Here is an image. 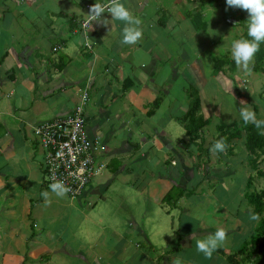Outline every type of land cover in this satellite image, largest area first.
<instances>
[{
    "label": "crops",
    "instance_id": "obj_1",
    "mask_svg": "<svg viewBox=\"0 0 264 264\" xmlns=\"http://www.w3.org/2000/svg\"><path fill=\"white\" fill-rule=\"evenodd\" d=\"M6 2L15 6L13 14ZM33 2L20 0L19 6L9 0L0 2V263L174 264L179 259L181 264H230L222 255L230 254L229 243L225 242L207 258L194 250L196 240L191 239L192 234L203 238L223 227L228 233L227 240L230 235L232 240L234 234L251 232L254 228L237 219L228 224L227 200L218 201L208 189L210 183L225 177L218 173H223V169L216 165L213 155L204 172L197 171L198 155L189 151L185 155L182 146L174 144L179 138L175 136L177 130L172 119L186 112L187 107L181 109L180 103L181 98H186L174 97L164 88L180 85L179 80H184L187 87L197 90L201 114L203 91L224 97L226 90H236L232 95L239 103L230 100L235 103L231 105L234 112L242 107L241 101L247 100L241 88L248 81L246 76L238 75L237 66L234 72L218 75L222 77L218 80L213 74L214 56H207L203 50L198 52L190 36H186V42L181 41L183 34H180L187 29L191 15L188 10L181 15L177 6L194 5L193 10L198 12L193 17L194 28L204 32L207 25L202 20L206 12L202 0L200 6L196 0H121L142 22V39L134 45L121 43L125 24L111 19L108 13L102 14L108 24L94 23L92 29L85 31L89 37L85 42L80 30L83 14H87L85 6L106 0H44L43 12L37 9V0L34 5ZM24 10L32 14L35 10L41 15L26 19ZM174 10L178 15L173 14ZM234 11L238 14L234 17L237 22L241 18L247 21L246 11L237 8ZM241 34L235 35L234 40ZM226 53L232 59L230 49ZM201 57L206 58L204 63L199 61ZM180 60L185 65L183 70L179 68ZM249 89L253 95L252 86ZM84 91L88 94L84 107L87 131L90 137L102 142L100 160L105 169L80 197H58L44 181L45 151L34 137L33 127L70 114ZM206 101L209 113L214 111L215 117H221L219 109L223 103L212 106ZM255 114L257 117L258 113ZM134 123L146 132V138L133 143L135 133L129 127ZM112 174H117L115 179L123 175L125 183L139 184L136 193L154 199L155 207L151 213L147 208L148 214L141 224L133 214L127 216L132 221L126 225L113 216L122 207L112 210L111 201L103 194L109 189ZM198 174L204 176L200 184L194 183ZM209 178L210 181H205ZM245 185L242 182L238 195ZM172 188L188 191L176 206L162 202ZM46 191L50 203L42 195ZM192 198L199 205L183 211L185 235L174 236L175 216L170 210L180 209L182 200L193 204ZM87 203L93 210L98 208L96 215L89 216L82 207ZM238 208L232 211L236 217ZM200 209L204 210V217ZM248 212L244 209V214ZM162 213L171 218L168 229ZM173 243H177L181 252L172 253L176 247L164 251L165 246ZM190 250L195 252L191 257Z\"/></svg>",
    "mask_w": 264,
    "mask_h": 264
},
{
    "label": "rangeland",
    "instance_id": "obj_2",
    "mask_svg": "<svg viewBox=\"0 0 264 264\" xmlns=\"http://www.w3.org/2000/svg\"><path fill=\"white\" fill-rule=\"evenodd\" d=\"M1 1H6V0H0V2ZM9 1L17 2L18 5L15 4L16 6L20 5L19 4L20 0H9ZM170 1L172 0H166V2H170ZM200 1L201 0H196V3L198 6L201 5ZM202 2H203V5L205 6L204 10L206 11L205 17L204 18L202 17V20L207 25V29L204 30V32L196 31L194 28L195 19H193V17L195 16L196 13H198L196 10H193L194 5H190V6L186 5L183 7H181L180 5L177 6V9L181 15H186L187 10L189 11L191 15L190 21L186 25L188 26L187 29L184 28L183 33L180 34V35L183 34L181 41L186 42V36H190L192 38V43L197 47L198 52L204 51V53H206L207 56H214V57H226L227 56L228 59H231L226 52L227 50L230 49V44L234 40L235 35L237 36V34H241L244 28L241 27L240 25L239 26L237 25V27H231V25L225 22V17L230 16V15H232V17H238V14L234 11V8H230L226 5V0H202ZM43 3H44V0H37L36 2L37 9H39V11L41 12L45 11V7H44L45 5H43ZM34 4H35V0L33 2V5ZM220 4H222L223 6ZM6 5H7V8L10 10V13L13 14V10L15 6L8 5V2H6ZM16 11L18 10L16 9ZM37 12L38 11L34 10L32 14L31 11L24 10L22 14L24 15V18L28 19L31 15L32 16L36 14L41 15L40 12L39 13ZM175 13L176 11L174 10L173 14ZM175 15H178V14H175ZM245 26L247 25L245 24ZM37 46H40V44L37 43ZM181 60L179 63V68L183 70L185 65L182 63ZM205 60L206 58L204 57H201L199 59V61H202L203 63ZM213 64H214V61H213ZM226 68L227 67H223L224 72L220 74L227 73V72L231 73L230 70L228 69L226 70ZM218 75H217V79L221 80L222 77H219ZM238 75L241 77L246 76V79L248 81L241 88L242 93H244V96L241 95V91L239 95L243 96L245 98L244 100L247 99L246 102L248 104V107L251 108L254 105H256L258 107L257 116L261 119H264V94L262 96L263 98H260V96H258L259 93L264 91V78H262L261 74H256L252 71H251V74L248 75L238 70ZM179 81H180V85L179 84H174V86L167 85L164 88L168 92H170L171 95L174 97L186 98V99L181 98L182 100L180 102L182 105L181 109H183L187 107L188 105V98L186 94L187 85H185L184 80L180 79ZM251 86L253 88V93H254L253 95L251 91H249L250 90L249 88ZM234 87L236 88L235 85ZM236 92H237L236 90L231 91L230 89H228L225 91V94H223L224 97L222 96L217 97L213 95L214 92L207 91V94L204 91L202 92V95L205 97L204 98L203 96H201V99L204 104L202 114L204 115L205 119L206 118L210 119V125L207 126L204 129V131L202 130L203 135L201 136L203 138L202 139L203 144L207 145V143L210 142V140H212L216 136L217 134L216 124H218L219 122L230 124V123L238 122L239 120H241L239 110H236L234 112L233 109L231 108V105H233L234 103L230 101L231 99L234 101L236 100L235 102L239 103V101H237L236 96L232 95V94H235ZM206 99L210 102L212 106L220 102L223 103L222 108L219 109V112H220L219 114H221V117H215L214 111L209 113L208 111L209 109L205 107L208 104ZM87 117H88V114H87ZM88 118L90 119V123H91V118L90 117ZM172 123H173V126L177 130V133L175 134V136L179 138L178 143L175 141L174 144L175 143L177 145L180 144V146L182 147L187 146L185 149L186 151L181 147V150L184 151L185 155H187L188 151L190 153L194 152L195 155H198L199 151H198L197 146H192V144L189 143V141L187 140L188 138H186L185 136V131L183 127L181 126L180 122L178 121V119H174V120L172 119ZM122 128L124 129L125 127H122ZM129 130H131L132 133H135L134 135H132L133 143L146 138V132H143L141 128H138L135 123L131 124V126L129 127ZM242 135L244 137L243 132H242ZM104 136L106 139L107 136L105 134ZM184 140L187 141V144L185 145L183 144ZM243 141H244L243 138L240 140H233L231 154H224L221 157H218L215 155V153H212L213 155L212 157L214 158V160H216L215 161L216 165L220 169H223V173L221 172H218V173L221 175L223 174L222 176H225V177H222L220 180H217V182L213 184L210 183L208 185V189L211 192H213V195L216 197L218 201L221 200V198L223 200H227L229 204L228 214L230 215V216L228 215V218H227L228 224L234 223L235 220L237 219L240 221H244V223H247L249 226L251 225L253 226V228H255L256 224L258 223V219H255V220L252 219L253 215H251L252 213L251 208L244 198V193H246L247 191L263 190L264 189V176H259L256 172L251 170L249 160H248L249 159L248 155L245 152L244 147H243ZM197 143H199V141ZM178 148H179V145H178ZM180 158L181 157H177V159H180ZM258 169L264 174V158L262 157L260 158ZM213 171L217 172L216 170H213ZM116 175L117 174H112V182L109 183V189L103 193V194H106L105 198L108 201H111L112 210H114L116 207L118 208L122 207L121 211H118L113 216L121 219V221L124 222V224L126 225L128 222L132 221L131 216L130 217H127V216L133 214L132 215L133 218H135V220H138L137 222L141 224L142 219H144V216L148 213H151L152 209L155 207V205H153L154 199L151 200V199L144 198L141 195H138L136 193V189L139 187V184L137 186H134L132 183H125L122 177L123 175H119L115 179L114 177H116ZM191 175H193V173ZM201 177H204V176L200 174L196 175L194 177L195 178L194 183L200 184L203 181V180L201 181V179H203ZM248 177H251V187L249 189L248 188L246 189L245 187L244 191L238 195V192H240V187L242 185V182L244 183L245 181V184H246ZM210 180L211 178L205 179V181H210ZM182 181L184 182V180ZM189 185L190 187H193V183H189ZM203 189L204 187L200 188V191ZM81 199H84V195L82 196ZM97 199L98 197H93V200H97ZM192 201H193L192 202L193 204H190L191 203L190 201L182 200L179 203L180 209L173 210V211L170 210V212L173 213L175 216L174 218H172L173 225H174V233L172 234L174 236H175V233H177L178 235L181 234L182 236L185 235V234L183 235L184 229L182 228V221L185 220L183 217L184 215L183 211L186 208H189L190 210L193 209L194 204H195V207L199 205L198 203H195L196 201L193 198H192ZM237 206L239 207L238 217H236L232 213V211L237 210ZM82 207L86 210L89 216H94L98 213L97 211L98 208L93 210V207L91 205H88V203L82 205ZM163 207L167 208L165 205ZM147 208H150V210L147 211ZM244 209L249 210L248 215L244 214ZM201 211L202 209L199 210V212ZM203 211H202L201 217H204ZM160 216L161 218L165 220V223L163 222L165 227L167 229L170 228L169 224L171 223V218H167L164 213L160 214ZM251 232H245L240 235L236 233L233 235L232 240L230 239L232 235L229 236L226 243H229L227 247H228V250H230V254L236 251L243 244V242L249 238V236L251 235ZM163 237L164 235L161 236V238ZM174 242H175V239H174ZM192 246L193 248H195L196 244H193ZM174 247H176V250L172 253L176 254L178 252H181L179 250V247L177 248V243H173L170 246H165L164 251L165 252L170 251ZM157 248L160 249L161 247L157 246ZM194 250L196 251L197 249L195 248ZM188 252H189V255H188L189 257L195 254V252L193 253L192 250ZM198 253H201V252H198Z\"/></svg>",
    "mask_w": 264,
    "mask_h": 264
},
{
    "label": "trees",
    "instance_id": "obj_3",
    "mask_svg": "<svg viewBox=\"0 0 264 264\" xmlns=\"http://www.w3.org/2000/svg\"><path fill=\"white\" fill-rule=\"evenodd\" d=\"M241 19L242 21L238 22V25L243 27L244 30L239 38H248L247 26H245V24L247 25V21L243 18ZM213 61L214 76L224 72L223 67H227L226 69L230 70V72H234L235 70L236 65L234 61L228 59L227 56L214 57ZM251 71L264 75V43L260 44L259 50L255 54L253 64L251 65ZM186 94L188 98L187 110L177 119L185 131L186 138H188L190 142L199 141L196 145L199 151L197 162H195L196 170L204 172V168L209 163L210 155L213 153L210 149L216 140L224 138L227 144L226 151L215 153L216 156L221 157L224 154L232 153L233 140H240L243 138V147L248 155L251 170L256 172L259 176H264L258 169L260 158H264V134H261L264 130L257 129L252 123L246 124L242 119L230 124L219 122L216 124V136L204 147L201 139V131L210 125V119H205L201 114V104L197 90L192 86H188ZM263 94L264 91L259 93L258 96L263 98ZM154 105L156 107L157 102H154ZM253 111L258 113V107L254 105ZM149 114H152V111H150ZM256 118L261 119L258 116ZM242 132L244 133V137ZM183 143L185 144L186 142L183 141ZM245 187L246 189L251 187V177L247 178ZM187 193L188 191H186V189L172 188L163 197L162 202L170 206H176L178 200ZM245 200L251 208L252 215L258 216V223L249 238L243 242L235 253L229 255H224L222 253V255L230 264H264V189L260 191H247L245 193Z\"/></svg>",
    "mask_w": 264,
    "mask_h": 264
},
{
    "label": "clouds",
    "instance_id": "obj_4",
    "mask_svg": "<svg viewBox=\"0 0 264 264\" xmlns=\"http://www.w3.org/2000/svg\"><path fill=\"white\" fill-rule=\"evenodd\" d=\"M226 5L230 8L244 10L248 14V38L241 37L233 40L230 44V52L240 72L250 75L255 54L258 52L260 44L264 43V0H226ZM104 13L110 14L111 19L124 22L122 44L134 45L142 39L143 29L140 27L142 22L125 7L121 0H106L105 3L95 2L90 6L88 14L82 13L86 18L84 21L85 26L90 30L94 23L107 25L109 20L103 17L102 14ZM88 40L89 37L85 36V42H88ZM241 105L243 106L239 109V113L244 123H252L257 129L264 130V119H257L255 112L248 107L246 102L241 101ZM261 134H264V131ZM226 148L225 139L220 138L213 143L210 151L213 153L224 152ZM49 187L51 192L58 197H63L71 191L62 181H56ZM42 195L45 197V202L50 203L49 192H43ZM252 219H258V216L253 215ZM227 235L225 228L218 227L214 233L203 238L193 233L191 239L196 240L198 252L203 253L207 258H211L213 252L226 242ZM174 264H181V261L177 259Z\"/></svg>",
    "mask_w": 264,
    "mask_h": 264
},
{
    "label": "built area",
    "instance_id": "obj_5",
    "mask_svg": "<svg viewBox=\"0 0 264 264\" xmlns=\"http://www.w3.org/2000/svg\"><path fill=\"white\" fill-rule=\"evenodd\" d=\"M89 8V5L85 6L87 14ZM85 19L80 23L84 38L88 29L84 24ZM225 22L232 26L238 24L232 15L225 17ZM85 46L88 44L85 43ZM87 102L88 94L84 91L70 114L33 127V135L45 151L42 172L46 186L50 189L52 183L62 181L71 189L66 194L71 199L80 197L93 178L105 169V164L100 160L102 142L90 137L87 131L84 115Z\"/></svg>",
    "mask_w": 264,
    "mask_h": 264
}]
</instances>
